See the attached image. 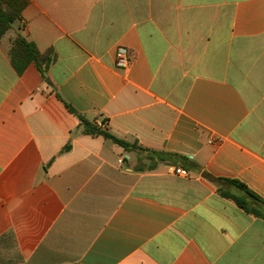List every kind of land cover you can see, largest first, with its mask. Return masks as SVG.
I'll use <instances>...</instances> for the list:
<instances>
[{"label": "crops", "instance_id": "obj_1", "mask_svg": "<svg viewBox=\"0 0 264 264\" xmlns=\"http://www.w3.org/2000/svg\"><path fill=\"white\" fill-rule=\"evenodd\" d=\"M27 1L0 39V264H264V219L219 194L264 200V0Z\"/></svg>", "mask_w": 264, "mask_h": 264}, {"label": "trees", "instance_id": "obj_2", "mask_svg": "<svg viewBox=\"0 0 264 264\" xmlns=\"http://www.w3.org/2000/svg\"><path fill=\"white\" fill-rule=\"evenodd\" d=\"M27 4V0H0V39L12 28L15 22L21 21L22 12ZM8 56L17 74H21L27 66L32 63L35 64L44 75L54 59L50 50L45 53H40L35 44L27 40V38L21 34H16L11 40ZM79 120L83 126V133L88 135H101L106 139H110L114 144L127 152L137 149L135 145L117 139L113 135L96 128L84 117L79 116ZM138 150L143 151V149L140 148H138ZM146 152L150 160H164L163 155L160 153L153 151ZM226 182L234 186L238 192L236 194H231L227 191L219 190V194L223 198L233 201L235 205L245 213L264 219V200L238 181L231 180Z\"/></svg>", "mask_w": 264, "mask_h": 264}, {"label": "built area", "instance_id": "obj_3", "mask_svg": "<svg viewBox=\"0 0 264 264\" xmlns=\"http://www.w3.org/2000/svg\"><path fill=\"white\" fill-rule=\"evenodd\" d=\"M132 62V56L129 50L126 47L119 46L116 51V60H115V65L117 68H126L128 67ZM122 162V159L119 160V163ZM172 172L175 175H179L181 177H189V172L180 167H171Z\"/></svg>", "mask_w": 264, "mask_h": 264}, {"label": "water", "instance_id": "obj_4", "mask_svg": "<svg viewBox=\"0 0 264 264\" xmlns=\"http://www.w3.org/2000/svg\"><path fill=\"white\" fill-rule=\"evenodd\" d=\"M166 165H167V166H170V165H173V164H171V163H166Z\"/></svg>", "mask_w": 264, "mask_h": 264}]
</instances>
